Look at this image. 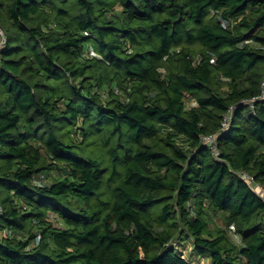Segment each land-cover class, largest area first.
I'll return each instance as SVG.
<instances>
[{
	"label": "trees",
	"instance_id": "1",
	"mask_svg": "<svg viewBox=\"0 0 264 264\" xmlns=\"http://www.w3.org/2000/svg\"><path fill=\"white\" fill-rule=\"evenodd\" d=\"M0 26V264H264V0H0Z\"/></svg>",
	"mask_w": 264,
	"mask_h": 264
},
{
	"label": "built area",
	"instance_id": "2",
	"mask_svg": "<svg viewBox=\"0 0 264 264\" xmlns=\"http://www.w3.org/2000/svg\"><path fill=\"white\" fill-rule=\"evenodd\" d=\"M227 24V22H225ZM8 46V36L4 29L0 26V53L6 49ZM264 99V80L262 82V93L259 98L257 99H250V100H245L244 103L247 104L249 107L254 108V105L256 101ZM190 105L193 107L196 105V102L192 99L190 101ZM233 112V108L230 110V113L224 118L223 121V127L222 131L226 132L230 119H231V114ZM204 142L207 144L209 150L213 153L215 157H219V152H218V136L217 135H210L204 138ZM243 177L248 179L251 185V188L255 191V193L260 197V199L264 203V186L255 182L253 177L249 176L246 173H243ZM2 216H3V208L0 205V227H1V221H2ZM263 217H264V212H263ZM40 241V237L36 239V244H38Z\"/></svg>",
	"mask_w": 264,
	"mask_h": 264
},
{
	"label": "rangeland",
	"instance_id": "3",
	"mask_svg": "<svg viewBox=\"0 0 264 264\" xmlns=\"http://www.w3.org/2000/svg\"><path fill=\"white\" fill-rule=\"evenodd\" d=\"M222 226V219L220 217L213 216L212 221L210 222V229L212 230L213 233ZM190 246V244H189ZM187 255L189 256V250L186 252V257ZM195 264H210L211 263V258L208 255H204L203 257H194Z\"/></svg>",
	"mask_w": 264,
	"mask_h": 264
}]
</instances>
